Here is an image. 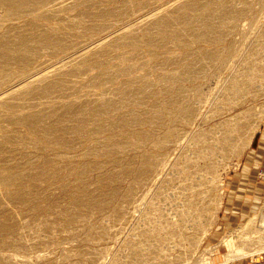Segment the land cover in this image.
Masks as SVG:
<instances>
[{
    "label": "rangeland",
    "instance_id": "rangeland-1",
    "mask_svg": "<svg viewBox=\"0 0 264 264\" xmlns=\"http://www.w3.org/2000/svg\"><path fill=\"white\" fill-rule=\"evenodd\" d=\"M13 2L0 0V264H260L264 0ZM192 3L206 37L173 21Z\"/></svg>",
    "mask_w": 264,
    "mask_h": 264
},
{
    "label": "bare ground",
    "instance_id": "bare-ground-1",
    "mask_svg": "<svg viewBox=\"0 0 264 264\" xmlns=\"http://www.w3.org/2000/svg\"><path fill=\"white\" fill-rule=\"evenodd\" d=\"M1 1H4V0H1ZM7 1V3H6V5H10V6H13V3L15 4V2H13L14 0H6ZM188 2V1H187ZM190 2V1H189ZM184 3V2H183ZM232 3V2H231ZM241 3V2H240ZM243 3V2H242ZM174 4V3H173ZM199 4V3H198ZM197 3L196 4H193L192 3V5L190 6V8L188 9V11H190L191 12V14L190 15H187V17H182V18H175V20H173L174 22H175V24H177V23H179V25H181V26H184L185 27V29H187V30H191L193 33H196V34H198V35H200L201 37H206L208 34H207V31L209 30V29H211V27H212V19H207L206 18V20L205 19H203L202 21H199V16H197V10H199L198 9V7H197V5H198ZM189 5V4H188ZM204 5V4H203ZM179 6V5H178ZM220 6V5H219ZM62 7V6H61ZM182 7V6H181ZM180 7V8H181ZM187 7V6H186ZM186 7H184V8H182V9H184L185 11L187 10V8ZM207 7V6H206ZM211 7V6H210ZM241 7V6H240ZM243 7V6H242ZM173 8V7H172ZM179 8V7H178ZM201 8V7H200ZM238 8V7H237ZM236 8V9H237ZM176 9V8H175ZM213 9V8H212ZM222 9V8H221ZM225 9V8H224ZM231 9V8H230ZM233 10H234V8H232ZM239 9V8H238ZM6 10V9H5ZM202 10V9H201ZM201 10H199V11H201ZM223 10V9H222ZM208 11H210V10H208ZM212 11V10H211ZM239 11V10H238ZM240 11H241V9H240ZM6 12V11H5ZM119 12V11H118ZM187 12V11H186ZM186 12H184V14L186 13ZM216 12V11H215ZM31 13V12H30ZM211 13V12H210ZM224 13V12H223ZM236 13V12H235ZM239 13V12H238ZM182 14V13H181ZM118 15V14H117ZM176 15V14H175ZM186 15V14H185ZM184 15V16H185ZM157 16V15H156ZM178 16H179V14H178ZM220 16H221V20H219V18H220ZM223 15H217V14H215V15H213V19H217L219 22H221V23H224L225 21H223V19L225 18V17H222ZM229 16V15H228ZM231 16V15H230ZM172 17H173V15H172ZM175 17V16H174ZM181 17V16H180ZM206 17V16H205ZM208 18H209V16H208ZM226 18H228V17H226ZM225 18V19H226ZM236 18V17H235ZM161 19V17H154L153 16V18L150 20V24L151 23H153L154 22V24L155 23H161L162 24V21L160 20ZM171 19V18H170ZM229 19V18H228ZM230 19H232V18H230ZM229 19V20H230ZM234 19V18H233ZM161 22H160V21ZM216 20V21H217ZM217 21V23H219ZM149 22V21H148ZM147 22V23H148ZM168 23V22H167ZM216 23V24H217ZM148 26H149V24H148ZM222 26V25H221ZM138 27V26H137ZM143 27V26H142ZM173 29V28H172ZM184 29V28H183ZM129 30V29H128ZM143 30V29H142ZM145 30V29H144ZM143 30V31H144ZM153 30V29H152ZM134 31V30H133ZM148 31V30H147ZM171 31V30H170ZM179 31H181V30H179ZM179 31H177V32H179ZM217 31V30H216ZM215 30H213L212 31V34L215 36H219L220 34H218L219 32H216ZM142 32V31H141ZM184 32H185V30H184ZM175 34H176V32H175ZM178 37H179V35H177ZM177 36H176V38H177ZM139 37V36H138ZM173 37V36H172ZM175 37V36H174ZM183 37V36H182ZM193 37H194V35H193ZM18 38V37H17ZM140 38V37H139ZM158 38V37H157ZM163 39H164V37H163ZM189 39V38H188ZM177 40V39H176ZM214 40V39H213ZM156 42V41H155ZM206 42V41H205ZM5 43V42H4ZM17 43V42H16ZM40 44V43H39ZM134 44V43H133ZM186 44V43H185ZM179 45H181V44H179ZM4 49H6V48H4ZM188 51V50H187ZM215 51V50H214ZM3 52V51H2ZM4 53V52H3ZM185 53H186V51H185ZM207 54H209V52L208 53H206V55ZM199 56V55H198ZM189 57V56H188ZM3 58V57H2ZM13 58V57H12ZM152 58V57H151ZM181 58V57H180ZM213 58V57H212ZM200 59V58H199ZM206 59V58H205ZM81 60V59H80ZM161 60V59H160ZM91 61V60H90ZM200 61V60H199ZM97 62V61H96ZM190 62V61H189ZM192 62V61H191ZM196 62H198V61H196ZM201 62V61H200ZM188 63V62H187ZM185 64V63H184ZM63 65V64H62ZM186 65H190V64H186ZM191 65H192V63H191ZM194 65V64H193ZM76 67V66H75ZM74 67V68H75ZM116 67V66H115ZM63 68V67H62ZM202 68V67H201ZM24 69V68H23ZM185 69V68H184ZM203 69V68H202ZM101 70V69H100ZM106 70V69H105ZM125 70V69H124ZM54 71V70H53ZM135 71V70H134ZM121 72V71H120ZM53 73H55V72H53ZM164 74V73H163ZM170 74H171V72H170ZM198 74V73H197ZM201 74V73H200ZM264 74V73H263ZM48 75V74H47ZM98 75V74H97ZM126 75V74H125ZM257 75V74H256ZM4 76H5V74H4ZM7 76V75H6ZM108 76V72L107 71H102L101 72V74H100V77L101 78H106ZM160 76V75H159ZM168 76V75H167ZM38 77H40V76H38ZM46 77V76H45ZM161 77V76H160ZM17 78V77H16ZM37 78V77H36ZM50 78V77H49ZM45 79V78H44ZM43 79V80H44ZM130 79V78H129ZM203 79H204V77H203ZM11 80V79H10ZM39 80L40 79H35V80H33L32 81V83H34V82H36V83H39ZM42 80V79H41ZM175 80V79H174ZM38 81V82H37ZM93 81V80H92ZM163 81V80H162ZM247 81H248V79H247ZM27 82V81H26ZM125 82V81H124ZM139 82V81H138ZM93 83V82H92ZM96 83V82H95ZM108 83V82H107ZM120 83V82H119ZM122 83H123V81H122ZM127 83V82H126ZM133 83V82H132ZM25 84V83H24ZM24 84L22 85V86H20V87H24ZM29 84V83H28ZM35 84V83H34ZM156 84V83H155ZM25 85H27V84H25ZM29 85H33V84H31V82H30V84ZM119 85V84H118ZM124 85V84H123ZM163 86H164V84H162ZM36 86V85H35ZM121 86H122V84H121ZM179 86V85H178ZM243 86V85H242ZM33 87V86H32ZM31 87V88H32ZM45 87V86H44ZM136 87V86H135ZM193 87V86H192ZM27 87L25 86V89H26ZM34 88V87H33ZM49 88V87H48ZM127 88V87H126ZM163 88V87H162ZM196 88V87H195ZM247 88V87H246ZM21 89V88H20ZM27 89H29V87L27 88ZM130 89V88H129ZM139 89L142 91L140 94H143V93H145V92H148L149 91V83H147V82H141L140 84H139ZM183 89V88H182ZM22 90V89H21ZM53 90V89H52ZM126 90V89H125ZM134 90V89H133ZM161 90V89H160ZM164 90V89H163ZM244 90V89H243ZM48 91V90H47ZM51 91V90H50ZM49 91V92H50ZM116 91H117V89H116ZM124 91V90H123ZM151 91V90H150ZM23 92H24V90H23ZM29 92H30V90H29ZM176 92V91H175ZM179 92V91H178ZM37 93V92H36ZM131 93V92H130ZM135 93V92H134ZM192 93V92H191ZM35 94V93H34ZM121 94V93H120ZM173 94V93H172ZM135 95H137V96H135ZM135 95H130V96H128L125 100L127 101V102H129L130 100H132V98H134V99H138V95L139 94H135ZM174 95V94H173ZM181 95V94H180ZM17 96V95H16ZM101 96V95H100ZM127 96V95H126ZM108 97V96H107ZM136 97V98H135ZM174 97V96H173ZM172 97V98H173ZM177 97V96H176ZM3 98V97H2ZM187 98V97H186ZM1 99V98H0ZM5 99V98H4ZM140 99V98H139ZM1 101L3 102V100L1 99ZM0 101V102H1ZM122 101V100H121ZM176 101H177V99H176ZM5 102H6V100H5ZM79 103V102H78ZM177 103V102H176ZM3 104L4 103H1V106L3 107ZM74 104V103H73ZM73 104H71V105H73ZM122 104V103H121ZM130 104V103H129ZM172 104V103H171ZM179 104V103H178ZM181 104V103H180ZM5 105H6V103H5ZM7 105H8V102H7ZM82 105H80V107H66L67 109L65 110V116H67V117H72V116H75L76 114H80L81 113V109L80 108H82L81 107ZM89 106H92L93 107V109H97V108H100V107H102V106H105V107H109V106H112V103L111 102H105V101H91V102H89ZM114 106V105H113ZM186 106V105H185ZM95 107V108H94ZM175 107V106H174ZM91 108V107H90ZM112 108V107H111ZM1 109V108H0ZM167 109V108H166ZM32 110V109H31ZM113 110H115V109H113ZM176 110V109H175ZM181 110V109H180ZM195 112V111H194ZM26 113H28V114H23V116L22 117H17L19 120H20V118H24V121H28V122H32V120L34 119V115L33 114H31L30 113V111L29 112H26ZM156 113V112H155ZM39 114V113H38ZM58 114V113H57ZM62 114V113H61ZM192 114V113H191ZM25 115V116H24ZM46 115V114H45ZM60 115V114H59ZM39 116V115H38ZM113 116V115H112ZM122 116V115H121ZM189 116H191V115H189ZM13 117H14V115H13ZM12 117V118H13ZM42 117V116H41ZM40 117V118H41ZM103 117V116H102ZM154 117H156V116H154ZM160 117V116H159ZM16 118V119H17ZM162 118V117H161ZM10 119H11V117H10ZM15 119V118H14ZM17 119V120H18ZM57 119L59 120L60 118H58L57 117ZM108 119V118H107ZM13 121H16V120H13ZM22 121H23V119H22ZM23 121V122H24ZM237 121V120H236ZM114 124V123H113ZM137 124V123H136ZM153 124V123H152ZM158 124V123H157ZM235 124V123H234ZM135 125V124H134ZM123 126V125H122ZM131 126V125H130ZM38 127V126H37ZM116 127H118V126H116ZM232 127H234V126H232ZM67 128V127H66ZM78 129V128H77ZM67 130V129H66ZM70 132V131H69ZM72 132V131H71ZM128 132V131H127ZM67 133V132H66ZM140 134V133H139ZM131 135V134H130ZM225 136V135H224ZM70 140V139H69ZM118 143V142H117ZM115 144V143H114ZM134 144V143H133ZM112 145V144H111ZM96 147V146H95ZM99 147V146H98ZM123 147V146H122ZM133 147V146H132ZM125 149V148H124ZM59 151V150H58ZM42 157V156H41ZM86 157V156H85ZM146 157V156H145ZM46 160V159H45ZM30 161V160H29ZM143 162V161H142ZM142 164V163H141ZM126 165V164H125ZM57 166V165H56ZM82 173H84V172H82ZM7 182V181H6ZM99 182V181H98ZM24 198V197H23ZM32 199V198H31ZM101 200V199H100ZM112 202V201H111ZM99 203V202H98ZM118 207V206H117ZM171 212V211H170ZM260 218V217H259ZM263 220V219H262ZM261 220V223L263 222ZM178 224V223H177ZM263 224V223H262ZM168 226V225H167ZM173 227V226H172ZM260 229V228H259ZM260 231V230H259ZM258 231V232H259ZM264 231V230H263ZM258 239V238H257ZM261 239V238H260ZM259 240V239H258ZM248 248V247H247ZM146 261V260H145Z\"/></svg>",
    "mask_w": 264,
    "mask_h": 264
},
{
    "label": "built area",
    "instance_id": "built-area-1",
    "mask_svg": "<svg viewBox=\"0 0 264 264\" xmlns=\"http://www.w3.org/2000/svg\"><path fill=\"white\" fill-rule=\"evenodd\" d=\"M256 262H259L260 264H264V253H260L256 258H255Z\"/></svg>",
    "mask_w": 264,
    "mask_h": 264
},
{
    "label": "crops",
    "instance_id": "crops-1",
    "mask_svg": "<svg viewBox=\"0 0 264 264\" xmlns=\"http://www.w3.org/2000/svg\"><path fill=\"white\" fill-rule=\"evenodd\" d=\"M233 264H257V263H254V262H249V261H243V262H236V263H233Z\"/></svg>",
    "mask_w": 264,
    "mask_h": 264
}]
</instances>
